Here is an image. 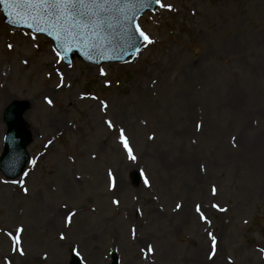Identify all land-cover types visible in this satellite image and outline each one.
Wrapping results in <instances>:
<instances>
[{
    "label": "rangeland",
    "instance_id": "obj_1",
    "mask_svg": "<svg viewBox=\"0 0 264 264\" xmlns=\"http://www.w3.org/2000/svg\"><path fill=\"white\" fill-rule=\"evenodd\" d=\"M162 3L172 10L140 20L154 43L102 66H65L46 37L9 28L0 11V93L14 98L0 107V155L11 103L29 102L32 138L24 174L0 173V264H70L73 250L84 264L113 253L121 264L261 263L264 0ZM47 89L51 104L38 97ZM44 115L66 128L51 139ZM36 204L54 219L48 235L33 230Z\"/></svg>",
    "mask_w": 264,
    "mask_h": 264
},
{
    "label": "water",
    "instance_id": "obj_2",
    "mask_svg": "<svg viewBox=\"0 0 264 264\" xmlns=\"http://www.w3.org/2000/svg\"><path fill=\"white\" fill-rule=\"evenodd\" d=\"M0 4L7 19L11 18L13 21L21 23V25L15 24L14 26L27 27L52 37L63 51L67 63H70L75 57L93 61L87 55L88 47H92L95 43L123 48L124 52L120 56L101 61H123L134 55L143 42L136 31V23L143 13L147 10L154 11L158 6L155 3H147L146 0H120L119 4L106 6V12L100 17L101 24L97 25L93 22L88 27H77L69 34L63 31V26L59 21L53 19L50 14H45L43 6L33 8L31 5L20 4L10 7L3 3ZM89 10L88 6L82 8L84 12ZM29 24L32 26L29 27ZM53 24L56 27H52ZM27 108V102H15L8 107L5 113L4 120L7 123L8 131L4 139L5 152L0 160V170L8 178L18 177L29 160L27 147L31 143V136L25 130L23 122V114ZM134 181L138 183L139 178L134 176ZM117 263L116 259L114 264ZM72 264H81V260L76 257Z\"/></svg>",
    "mask_w": 264,
    "mask_h": 264
},
{
    "label": "snow or ice",
    "instance_id": "obj_3",
    "mask_svg": "<svg viewBox=\"0 0 264 264\" xmlns=\"http://www.w3.org/2000/svg\"><path fill=\"white\" fill-rule=\"evenodd\" d=\"M147 3H155L160 8H168V10H172L171 4H164L162 0H146ZM0 3H3L6 6L15 7L20 4L24 5H31L33 8L37 6H43L45 8V14H50L51 17L57 21H59L63 26V31L66 33L71 34L77 27H88L90 23H96L97 25L101 24L102 21L100 17L104 15L108 5H116L120 3V0H0ZM85 6L89 7L88 12L82 11V8ZM96 9V10H91ZM79 22V23H78ZM32 25L29 24V27ZM52 27H56L55 24L51 25ZM43 30V29H41ZM136 31L139 33V37L145 41L147 44H152L154 41L144 32L141 31L139 25L136 26ZM9 48H12V45H8ZM57 57L60 56V53H56ZM27 63V61H25ZM101 74H105L103 69H101ZM50 104L52 103L51 100L48 101ZM104 107L106 108L107 105L105 104ZM109 127H113L111 121L108 122ZM120 135L124 143V147L128 149L129 156L131 159L135 160L136 157L132 155V149L129 147L128 142L124 139V131L123 129L120 130ZM145 183L148 184V181L145 180ZM24 192L27 193L28 189L25 187ZM213 192H215V188H213ZM114 203H119L118 201H114ZM180 205H177L179 208ZM214 207H219L218 205H214ZM197 212H200V207L197 206ZM201 218H204L201 215ZM68 220H71V217H68ZM134 231V230H133ZM11 235V234H10ZM211 235V233L209 234ZM61 239H64L61 236ZM216 240L215 237H212V247L215 248ZM14 250L22 253V250L16 248L14 246ZM151 251V249H149Z\"/></svg>",
    "mask_w": 264,
    "mask_h": 264
},
{
    "label": "bare ground",
    "instance_id": "obj_4",
    "mask_svg": "<svg viewBox=\"0 0 264 264\" xmlns=\"http://www.w3.org/2000/svg\"><path fill=\"white\" fill-rule=\"evenodd\" d=\"M38 97L43 100L44 102H48L50 100L51 97V91L49 89L43 91L42 93L38 94ZM14 98L13 96H11L9 94V92H4V93H0V107L4 106L8 103H10L11 101H13ZM24 120H26V117L24 116ZM44 120L46 121L47 126L52 130L51 133H46L45 131L43 132L44 134H47L49 136H51V139L58 133L63 131L66 128L67 123L62 120L61 118L58 117H50L49 115H44ZM49 129V130H50ZM60 182H61V188L64 189L66 188V186L68 185V182L65 178V175H60ZM30 217L34 220H36V225L38 224V227L34 228V232H38L37 230L39 229V227H44V230L46 232V235H48L50 233V231L53 230L54 227V219L50 218L48 216V209L44 208L42 205L40 204H36L34 207H32L31 211H30ZM45 236V235H44ZM204 243L201 241V243H199L196 247V255L198 258V261H201L202 258V252L204 250ZM84 247H88V245L84 244ZM260 264H264V257L261 259Z\"/></svg>",
    "mask_w": 264,
    "mask_h": 264
}]
</instances>
